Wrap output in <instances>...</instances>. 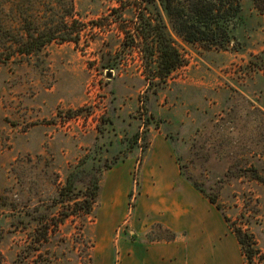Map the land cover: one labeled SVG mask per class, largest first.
<instances>
[{"label": "rangeland", "instance_id": "374dc122", "mask_svg": "<svg viewBox=\"0 0 264 264\" xmlns=\"http://www.w3.org/2000/svg\"><path fill=\"white\" fill-rule=\"evenodd\" d=\"M115 1L74 0V26L83 27L78 46L54 42L0 65V201H49L66 170L120 157L103 173L84 227L73 218L60 226L66 242L29 253V230L0 207V264H117L123 243L136 241L197 248L189 220L166 225L157 217L159 202L174 190L156 179L159 169L178 172L190 185L187 177L193 178L217 198L222 211L209 204L217 218L207 222L200 257L208 264H264V185L253 178L255 171L264 176V73L247 66L253 56L264 57V14L253 0H242L245 47L239 52L178 41L184 64L167 84L146 93L134 80L142 70L137 52L125 53L127 62L112 78L99 70L103 51L122 38L111 14ZM80 228L88 249L80 244ZM238 228L253 238L257 254L250 262Z\"/></svg>", "mask_w": 264, "mask_h": 264}, {"label": "trees", "instance_id": "16d2710c", "mask_svg": "<svg viewBox=\"0 0 264 264\" xmlns=\"http://www.w3.org/2000/svg\"><path fill=\"white\" fill-rule=\"evenodd\" d=\"M115 2L117 6L111 9V14L122 38L118 47H106L107 51H103L99 70L105 74L119 73L127 62L125 53L133 55L137 52L142 70L134 80L146 93L167 84L170 75L184 64L178 41L218 52H239L245 47V39L240 38L245 27L242 0ZM253 5L261 15L264 14V0H253ZM44 6L50 12L48 17L38 11ZM76 23L74 0H0V65L15 56L36 55L54 42L78 46L83 27H75ZM97 27L103 29L104 25ZM247 66L264 73V57L253 56ZM154 95L157 96V92ZM137 138L138 134H135V143ZM144 140L146 150L148 138ZM112 158L115 161L106 160L103 166L97 165L93 159L91 167H88L89 161H81L66 170L64 183L49 201L39 200L31 205L29 200L20 203L13 200L12 204L2 197L5 203L0 201V207H7L15 216V223L20 221L23 230H29V253L39 251L44 244L54 240L66 242V239H60V226L71 218L81 219L84 227L97 202L103 173L112 169L120 157ZM187 178L222 211L216 197L202 189L193 178ZM253 178L264 185V176L258 175L257 171ZM18 183L24 186L21 178ZM19 192L23 194V190ZM223 216L229 221L224 213ZM82 228L78 232L80 244L88 249ZM235 234L247 260L252 261L257 254L253 238L240 228L235 229Z\"/></svg>", "mask_w": 264, "mask_h": 264}, {"label": "crops", "instance_id": "0c3cea01", "mask_svg": "<svg viewBox=\"0 0 264 264\" xmlns=\"http://www.w3.org/2000/svg\"><path fill=\"white\" fill-rule=\"evenodd\" d=\"M156 176H158L156 179L160 181V184L166 187L165 189L171 191L172 187H174V190L170 192L171 195L166 191V197L168 194V196L170 195V199L159 202V206L157 207L160 210L157 217H160V221L165 222L166 225L173 218L177 221L185 219L184 224L189 220L192 223L190 227L192 229L191 232L197 234L195 241L197 248L192 249V247H187L180 242L142 243L136 241L133 243H123L117 264H208L205 256L203 258L200 257L199 249L201 242L203 243V249H206L207 222L210 225L212 220L217 218L215 209H212L209 205L212 203L205 196L202 198L194 186L190 185L183 178L178 177V172L173 174L169 173L167 169L165 171L159 169ZM151 205L155 207L152 203ZM212 232L214 243L217 244L219 249H222L221 243L216 240L218 233L215 226H213ZM188 251L189 256H185ZM191 255L192 258L189 259Z\"/></svg>", "mask_w": 264, "mask_h": 264}, {"label": "water", "instance_id": "95a60500", "mask_svg": "<svg viewBox=\"0 0 264 264\" xmlns=\"http://www.w3.org/2000/svg\"><path fill=\"white\" fill-rule=\"evenodd\" d=\"M112 74H113L112 72H108L107 77H108V78H112V77H113Z\"/></svg>", "mask_w": 264, "mask_h": 264}]
</instances>
